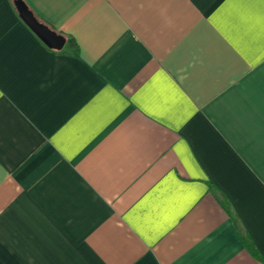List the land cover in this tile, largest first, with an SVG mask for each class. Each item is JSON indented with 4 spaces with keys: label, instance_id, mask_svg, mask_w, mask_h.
Segmentation results:
<instances>
[{
    "label": "crops",
    "instance_id": "obj_1",
    "mask_svg": "<svg viewBox=\"0 0 264 264\" xmlns=\"http://www.w3.org/2000/svg\"><path fill=\"white\" fill-rule=\"evenodd\" d=\"M0 264H264V0H0Z\"/></svg>",
    "mask_w": 264,
    "mask_h": 264
},
{
    "label": "water",
    "instance_id": "obj_2",
    "mask_svg": "<svg viewBox=\"0 0 264 264\" xmlns=\"http://www.w3.org/2000/svg\"><path fill=\"white\" fill-rule=\"evenodd\" d=\"M23 16L30 27H32L42 38L49 42L53 47L62 49L67 37L39 22L28 10H23Z\"/></svg>",
    "mask_w": 264,
    "mask_h": 264
},
{
    "label": "trees",
    "instance_id": "obj_3",
    "mask_svg": "<svg viewBox=\"0 0 264 264\" xmlns=\"http://www.w3.org/2000/svg\"><path fill=\"white\" fill-rule=\"evenodd\" d=\"M25 9L27 10V8L24 6V7L22 8V11L25 10ZM36 19H37V18H36ZM37 20H38V19H37ZM38 35H39V34H38ZM39 37H40L42 40H44V42H46L48 45H50V44H49L44 38H42L40 35H39ZM225 207H226V209H227V206H225ZM227 210H228V209H227ZM235 224H236V226H237V228H238V231H239L240 234L242 235V239H243L244 243H245L246 245L249 246L248 238L243 234L240 225L238 224L237 221H235Z\"/></svg>",
    "mask_w": 264,
    "mask_h": 264
}]
</instances>
